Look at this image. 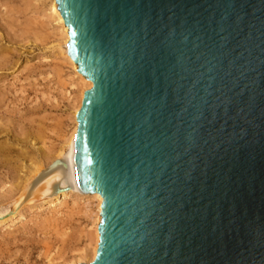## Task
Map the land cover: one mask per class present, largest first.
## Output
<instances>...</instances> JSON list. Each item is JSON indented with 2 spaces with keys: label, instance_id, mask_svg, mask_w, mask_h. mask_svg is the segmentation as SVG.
I'll return each mask as SVG.
<instances>
[{
  "label": "water",
  "instance_id": "1",
  "mask_svg": "<svg viewBox=\"0 0 264 264\" xmlns=\"http://www.w3.org/2000/svg\"><path fill=\"white\" fill-rule=\"evenodd\" d=\"M55 1L92 83L73 155L102 198L87 264H264V0Z\"/></svg>",
  "mask_w": 264,
  "mask_h": 264
},
{
  "label": "rangeland",
  "instance_id": "2",
  "mask_svg": "<svg viewBox=\"0 0 264 264\" xmlns=\"http://www.w3.org/2000/svg\"><path fill=\"white\" fill-rule=\"evenodd\" d=\"M49 5L50 0H0V264L74 260L92 229L85 208L93 204L78 194L55 208L31 197L13 214L33 169L65 152L74 128L76 76L57 55L58 26Z\"/></svg>",
  "mask_w": 264,
  "mask_h": 264
},
{
  "label": "bare ground",
  "instance_id": "3",
  "mask_svg": "<svg viewBox=\"0 0 264 264\" xmlns=\"http://www.w3.org/2000/svg\"><path fill=\"white\" fill-rule=\"evenodd\" d=\"M45 1V0H44ZM42 2V1H41ZM45 12V11H44ZM49 13H50V19L56 23L55 25L58 26L57 28V34L58 38L56 39L58 43L56 46H58L57 55L61 56L63 61L67 64H69L73 70L74 76H76V80L73 84V87H76L74 100L71 105V120L73 121V130L68 136V139L65 140L66 144V150L63 153H59L56 156H53L52 159H54L51 164H49L47 167L36 166L33 169L31 178H29V182L25 183L26 185L20 189V193L17 198L14 200V211L13 214L19 215L18 211V205L20 206L24 200L28 198H39L40 200H48L47 204L51 208H55L57 205H61L62 202L69 197L71 194H78L81 196L82 200L85 201L87 205L93 204V209L85 208V210L88 209L87 216L89 222L92 224V229H88L86 238H88V242L86 245L78 251L74 260L70 261H58V262H51L50 264H78V263H89L91 262L96 254V249L99 242V234H98V224L100 223V210H101V202L102 198L99 194H86L80 192L76 185V176H75V168H74V162H73V155H74V135L76 133L77 129V122H76V113L79 110L81 106V100L83 98V94L86 90H89L92 87V83L90 81H86L85 78L77 73V65L73 63V61L70 59L67 53V42L69 40L68 35V29L66 25L64 24V21L60 15V12L57 8V4L55 0H50L49 5ZM44 14V13H43ZM45 15V14H44ZM48 19V21H52ZM52 21V22H53ZM55 29V28H54ZM73 76V78H75ZM73 82V81H72ZM74 89V88H73ZM64 146V147H65ZM25 182V181H24ZM78 196V197H79ZM80 198V197H79ZM79 200V199H78ZM45 202V201H44ZM66 202V201H65ZM81 203V202H80ZM85 205V204H84ZM62 207V206H61ZM86 215V214H85ZM13 216V215H12ZM14 218V217H13ZM12 219V218H11ZM85 232V233H86ZM85 240V237H84ZM85 240V241H87ZM61 259V258H60ZM49 261V260H48Z\"/></svg>",
  "mask_w": 264,
  "mask_h": 264
}]
</instances>
